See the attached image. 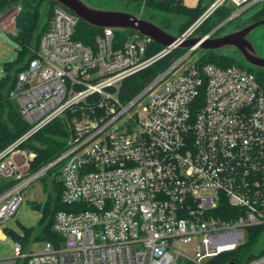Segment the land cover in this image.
Wrapping results in <instances>:
<instances>
[{"label": "built area", "instance_id": "built-area-1", "mask_svg": "<svg viewBox=\"0 0 264 264\" xmlns=\"http://www.w3.org/2000/svg\"><path fill=\"white\" fill-rule=\"evenodd\" d=\"M261 1L214 0L181 37L225 3L234 6V19ZM3 17L0 27L15 34V16ZM79 19L54 4L16 75L11 95L30 127L0 152V177L19 179L0 195V226L22 204L23 188L58 163L63 201L77 207L55 214L59 245L46 241L35 253L16 242L15 258L24 264H174L180 258L235 264L224 256L243 248L248 228L264 227V89L256 74L236 64H185L192 50L124 100V81L177 45L149 55L151 37L134 31L116 42L107 27L91 46L75 37ZM68 112V149L26 176L36 153L18 148ZM245 264H264V237Z\"/></svg>", "mask_w": 264, "mask_h": 264}, {"label": "trees", "instance_id": "trees-1", "mask_svg": "<svg viewBox=\"0 0 264 264\" xmlns=\"http://www.w3.org/2000/svg\"><path fill=\"white\" fill-rule=\"evenodd\" d=\"M118 1H121L124 5L123 7L127 10L129 9V11L139 6L141 2H144V17L157 22L162 27L161 20L164 21L166 19L170 21L177 19V23L174 26L176 31L173 32L176 35H181L187 30L208 7V3L203 4L201 0L195 7L186 5L184 0ZM56 3L58 2L50 1L47 4V0H0V15L5 16L6 11L13 6H17L15 8L19 9L16 17L17 32L13 36L21 43L17 60L5 64L6 75L0 80V152L15 142L30 127L29 123L20 115L11 94L15 87L16 75L25 68L26 62L31 56V50L36 46L35 43L38 41L37 38L41 32L39 29L42 27V17L45 13L49 14L50 18L51 9ZM234 9L232 4H223L199 25L194 32L200 35L207 34L229 17ZM238 18L240 16L236 17V19ZM262 18H264V0L259 2L258 9L247 19L246 23ZM101 32L102 28L94 27L84 20L79 19L75 37L85 44L95 46L96 37ZM132 32L134 30L131 29L125 31L115 30V41L122 42ZM163 47V45L153 42L150 45V50L153 49L152 51H156ZM186 51L187 49L177 47L149 67L127 78L123 83L121 91L122 98L129 100L139 94ZM197 61L200 64L212 62L221 66L236 64L246 67L256 74L259 83L264 89V69L253 67L238 56L226 52L204 51ZM70 118L71 114L68 112L65 116L54 119L21 144L22 146L29 147L36 153V156L30 161L26 176L32 175L46 167L68 149L72 133L69 123ZM61 166L62 163L55 164L39 177V179H45L44 190L46 191L47 198L43 203H36L35 201L32 203V206L42 213L38 225H23L20 232L4 227L5 233L16 242L24 245L29 240L43 239L51 241L57 246L63 240L62 236L55 232L53 228L55 214L58 210H72L76 209L77 206L66 204L63 201V181L60 176ZM17 182H19V179L14 176L0 177V195L12 188ZM263 237L264 227L248 228L247 242L243 248L229 252L224 256L223 260L234 259L235 264H245L249 252L263 240Z\"/></svg>", "mask_w": 264, "mask_h": 264}, {"label": "water", "instance_id": "water-1", "mask_svg": "<svg viewBox=\"0 0 264 264\" xmlns=\"http://www.w3.org/2000/svg\"><path fill=\"white\" fill-rule=\"evenodd\" d=\"M50 1L62 4L80 19L94 27L102 29L108 27L120 31L131 29L151 37L153 42L164 47L177 45L179 48L187 49V52L197 48H201L203 51L215 52L237 50L240 58L247 64L264 69V55L259 53L258 48L250 38L252 31L264 24V18L214 35L221 26L233 18V14H231L205 35L191 34L187 37H181V35L174 34L157 22L129 10L99 7L88 3L86 0H47V4ZM15 105L18 108L16 101ZM21 264H24V262Z\"/></svg>", "mask_w": 264, "mask_h": 264}, {"label": "rangeland", "instance_id": "rangeland-1", "mask_svg": "<svg viewBox=\"0 0 264 264\" xmlns=\"http://www.w3.org/2000/svg\"><path fill=\"white\" fill-rule=\"evenodd\" d=\"M86 1L92 5L99 6V7L126 9L123 7L124 5L121 3V1H118V0H86ZM213 1L214 0H201V2L203 4L208 3V6ZM185 2L187 4H196L198 2V0H185ZM258 5H259V3L252 5L245 12H243L239 15L240 18H238V19L234 18V20H230L229 22H227L226 24L221 26L215 33L220 32L222 30L234 29V28H238V27H242V26L246 25L247 19L258 9ZM15 7H17V6H13L12 8L9 9L10 11L9 10L6 11L7 13L2 19L12 21V20H14L13 16H15L14 18L16 20L19 9L18 8L16 9ZM130 11L136 12L137 14H139L141 16H144V14H145V12L143 11V5L142 4H140L139 6H136L134 9H130ZM48 20H49V14L44 13V15L42 17V27L39 29L41 32L47 26ZM176 20L177 19H172L169 21V20L165 19L164 21L161 20L160 22L162 23L164 28H166L172 32H175L176 29L174 28V26L177 23ZM194 23H195V21L191 24V26ZM41 32H40V34H41ZM194 34L197 35V32L196 33L194 32ZM38 38H39V36H38ZM38 38H37V40H38ZM250 38L252 39L254 45L261 52V54H264V24L260 25L256 29H254L252 31V33L250 34ZM36 44H37V42L35 43V45ZM20 49H21L20 41L17 38H15L12 33L8 32V31H6L0 27V80L2 78H4L6 75L5 64L17 60V58L19 56ZM152 50L153 49H151L149 51V55H153V54L157 53L158 51H160L161 49L156 50V51H152ZM203 52L204 51L201 48H197L196 50H194L190 54V57L185 61V64L191 63L192 61H197L202 56ZM225 52L229 53L231 55L240 57L239 52L237 50H228ZM183 55H180L179 58H181ZM178 59H176L174 61V63ZM18 149L19 150H24V149L31 150L29 147L22 146V145H20V147ZM17 161L19 163H22L24 161V157L19 155L17 157ZM44 183H45V179L37 178L36 180L31 182L29 185H27L25 188H23V190H22L23 202L21 204V209L19 210L18 214L16 215V216L19 215V219L21 221H26L29 223L33 221L32 224H35L34 219H36L40 215L41 212L38 211L37 209L33 208L29 203L31 201H35L36 203H38V202L43 203V201H45V199L47 198V194L44 192ZM24 217H26V218H24ZM45 243H46V240H43V239L34 240L33 239V240L27 241L24 245L23 244L22 245L24 248L27 247L29 252L38 253V252H41L44 250ZM0 250L3 252H6V254H9L10 256H12L11 259L15 261L12 264H21L23 262V260L21 258H15L14 245L12 246V243H10L9 240H6V239L0 240ZM174 264H188V263L183 258H180Z\"/></svg>", "mask_w": 264, "mask_h": 264}, {"label": "crops", "instance_id": "crops-1", "mask_svg": "<svg viewBox=\"0 0 264 264\" xmlns=\"http://www.w3.org/2000/svg\"><path fill=\"white\" fill-rule=\"evenodd\" d=\"M184 2H185V0H184ZM199 2H200V0H198V2L196 3V4H187L186 2H185V4L186 5H188V6H191V7H195V6H197L198 4H199ZM6 177H8V176H6ZM44 192L46 193V191L44 190ZM46 200V199H45ZM34 201H31L29 204L32 206V203H33ZM44 202V201H43ZM33 207V206H32ZM34 208V207H33ZM21 209V205H20V207L18 208V210L16 211V214L13 216V217H11L8 221H7V223L5 224V225H1L0 226V240H9V242L10 243H12V246L14 245V243H16V241L15 240H13L10 236H8L6 233H5V231H4V227H8V228H11V229H14L15 231H21V227L24 225V226H36V225H38V223H39V220H40V218H41V216H42V213H40V215L36 218V219H34V221H35V224H32L33 223V221L32 222H26V221H21L20 219H19V215L18 216H16L17 214H18V212H19V210ZM36 209V208H35ZM38 210V209H37ZM38 211H40V210H38ZM41 212V211H40ZM24 218H26V217H24ZM29 223V224H28ZM11 257L12 256H10L9 254H6V252H3V251H1L0 250V264H12V262H11Z\"/></svg>", "mask_w": 264, "mask_h": 264}, {"label": "flooded vegetation", "instance_id": "flooded-vegetation-1", "mask_svg": "<svg viewBox=\"0 0 264 264\" xmlns=\"http://www.w3.org/2000/svg\"><path fill=\"white\" fill-rule=\"evenodd\" d=\"M247 24H248V23H247ZM227 30H230V29H227ZM227 30H222V31H220V32L214 33V35H218V34H220L221 32H224V31H227ZM259 53L261 54L260 51H259ZM261 55H264V54H261Z\"/></svg>", "mask_w": 264, "mask_h": 264}]
</instances>
